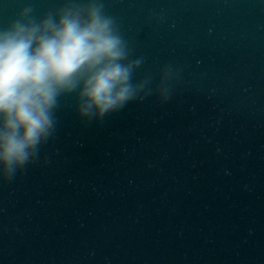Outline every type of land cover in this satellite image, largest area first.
Instances as JSON below:
<instances>
[{
    "label": "water",
    "instance_id": "obj_1",
    "mask_svg": "<svg viewBox=\"0 0 264 264\" xmlns=\"http://www.w3.org/2000/svg\"><path fill=\"white\" fill-rule=\"evenodd\" d=\"M0 0V29L32 4ZM153 89L0 180V264H264V0H104ZM165 66L171 94L155 89Z\"/></svg>",
    "mask_w": 264,
    "mask_h": 264
},
{
    "label": "clouds",
    "instance_id": "obj_2",
    "mask_svg": "<svg viewBox=\"0 0 264 264\" xmlns=\"http://www.w3.org/2000/svg\"><path fill=\"white\" fill-rule=\"evenodd\" d=\"M131 56L104 0H64L42 16L28 4L0 29V180L38 161L56 131L61 97L75 94L88 123L151 95L150 76L133 82L144 58ZM172 76L165 66L155 89L162 103Z\"/></svg>",
    "mask_w": 264,
    "mask_h": 264
}]
</instances>
